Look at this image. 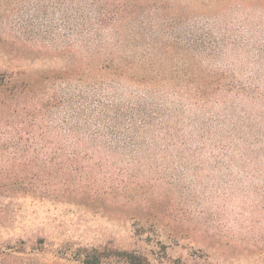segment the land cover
<instances>
[{
  "label": "trees",
  "instance_id": "1",
  "mask_svg": "<svg viewBox=\"0 0 264 264\" xmlns=\"http://www.w3.org/2000/svg\"><path fill=\"white\" fill-rule=\"evenodd\" d=\"M62 1L75 34L45 52L61 63L0 64V190L56 182L80 197H127L143 166L167 175L264 159V0L183 27L168 1ZM68 243L4 244L0 264L168 260Z\"/></svg>",
  "mask_w": 264,
  "mask_h": 264
},
{
  "label": "rangeland",
  "instance_id": "2",
  "mask_svg": "<svg viewBox=\"0 0 264 264\" xmlns=\"http://www.w3.org/2000/svg\"><path fill=\"white\" fill-rule=\"evenodd\" d=\"M166 1L181 6L176 14L180 27L214 18L239 2L150 0L157 7ZM63 4L0 0V64L11 66L6 62L11 60L32 71L60 64L45 52L62 46L60 36L75 34L69 23L77 19ZM154 172L143 166L140 174L146 178L127 197H80L56 182L1 189L0 246L46 240L55 246L69 242L138 251L150 259L167 258L166 264H264V159Z\"/></svg>",
  "mask_w": 264,
  "mask_h": 264
}]
</instances>
